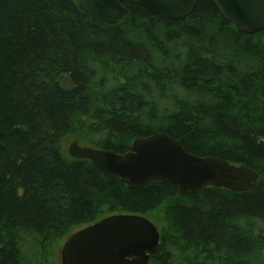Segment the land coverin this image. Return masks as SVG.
<instances>
[{
	"label": "trees",
	"instance_id": "trees-1",
	"mask_svg": "<svg viewBox=\"0 0 264 264\" xmlns=\"http://www.w3.org/2000/svg\"><path fill=\"white\" fill-rule=\"evenodd\" d=\"M124 5L107 24L78 0H0V264H53L54 244L117 214L158 226L148 264H264V31L206 0L177 20ZM160 132L259 179L179 196L67 155L70 140L124 154Z\"/></svg>",
	"mask_w": 264,
	"mask_h": 264
},
{
	"label": "water",
	"instance_id": "water-1",
	"mask_svg": "<svg viewBox=\"0 0 264 264\" xmlns=\"http://www.w3.org/2000/svg\"><path fill=\"white\" fill-rule=\"evenodd\" d=\"M126 0H78L92 19L116 24L128 13ZM162 19L191 15L199 0H131ZM241 33L264 31V0H206ZM70 158L89 160L94 167L113 174L128 187L144 188L152 179L167 180L179 196L199 195L209 187L243 192L258 181V173L215 156L189 153L181 142L165 132L136 139L131 150L118 154L82 146L73 141ZM158 227L140 215L107 217L72 234L61 249L62 264H148L159 246Z\"/></svg>",
	"mask_w": 264,
	"mask_h": 264
},
{
	"label": "rangeland",
	"instance_id": "rangeland-1",
	"mask_svg": "<svg viewBox=\"0 0 264 264\" xmlns=\"http://www.w3.org/2000/svg\"><path fill=\"white\" fill-rule=\"evenodd\" d=\"M74 140H70L68 142L67 147L69 146V144L71 142H73ZM78 229L74 230L72 233H75ZM65 238L60 240L59 242H57L56 244H54L51 253H50V258H51V262L53 264H61V256H60V250H61V246L64 242Z\"/></svg>",
	"mask_w": 264,
	"mask_h": 264
}]
</instances>
